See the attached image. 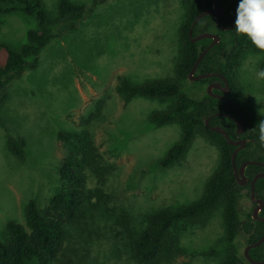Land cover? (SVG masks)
<instances>
[{
    "label": "rangeland",
    "instance_id": "374dc122",
    "mask_svg": "<svg viewBox=\"0 0 264 264\" xmlns=\"http://www.w3.org/2000/svg\"><path fill=\"white\" fill-rule=\"evenodd\" d=\"M39 1L50 16L56 15L57 0ZM71 1L87 10L77 29L53 39L41 51L37 68L12 82L0 104V237L8 222L24 225L30 201L42 209L60 189L58 168L66 150L57 133L80 131L91 136L111 170L100 178L87 171L91 199L84 217L68 231L55 264H136L129 242L144 227L143 217L198 200L219 153L198 137L183 160L160 166L157 162L180 138L177 123L149 121L167 103L142 97L124 103L116 90L117 76L132 84L173 77L183 21L180 0ZM35 25L22 13L0 16V66L7 56L1 44L20 48ZM261 71L264 51H248L235 81L250 112L264 117ZM181 87L199 99L207 83L185 79ZM7 134L24 140L23 161L9 152ZM252 209L244 196L242 212ZM222 232L220 212L203 227L181 223L176 233L187 254L174 262L218 264L226 250ZM234 246L242 255L244 240Z\"/></svg>",
    "mask_w": 264,
    "mask_h": 264
},
{
    "label": "trees",
    "instance_id": "16d2710c",
    "mask_svg": "<svg viewBox=\"0 0 264 264\" xmlns=\"http://www.w3.org/2000/svg\"><path fill=\"white\" fill-rule=\"evenodd\" d=\"M238 2L239 0H217L226 17L206 16L192 28V37L204 32H213L220 37V42L202 58L196 73H220L225 76L230 93L224 96L237 105L243 115L242 134H237L236 124L229 118L214 117L209 121V126L221 127L232 140L247 141L246 146L235 157L236 167L245 161L264 162V142L259 139L264 117L250 112L235 81L236 70L243 55L248 51L262 50L236 33L234 21ZM180 3L183 21L179 28V52L173 77L132 84L125 77L117 76L116 90L124 103L136 97L159 99L167 103L164 110L153 112L149 121L155 126L177 123L180 138L157 164L165 168L180 162L198 137L216 147L219 161L198 200L176 208H163L143 217L144 227L131 234L130 255L136 264H178L174 262L176 258L185 256L187 251L180 245L176 228L181 223L203 227L212 215L220 212L226 250L218 264H250L237 253L234 242L242 238L246 246L256 243L264 236V223L253 221L251 214H244L241 210L242 198H249L251 180L258 173H264V167L249 165L244 172L248 183L240 186L231 165V156L236 147L228 144L222 134L212 132L205 125V120L218 112L238 117L235 108L208 94L195 99L182 91V81L188 78L198 56L211 42L204 39L192 43L188 36L190 24L200 13L211 8V0H180ZM86 12L83 4L71 0H57V13L53 17L46 12L39 0H0V16L22 13L36 24L35 28L26 32V42L20 48L12 49L1 44L7 56L5 63L0 66V104L7 99L12 82L21 78L26 70L36 69L41 51L53 39L75 31ZM212 80L217 78L200 82ZM213 93L220 95L217 91ZM57 141L66 150L58 168L60 189L42 209L34 201H30L25 207L24 225L7 223L5 233L0 237V264H55L64 250L68 231L84 217L85 206L91 199L86 186L87 171L100 178L111 170L110 165L103 163L88 133L60 131L57 133ZM6 144L13 156L24 160V140L7 134ZM244 190L247 192L245 195ZM255 196L264 202V178L256 181ZM259 216L264 219V207ZM212 253L213 251L210 254ZM249 255L255 261L264 262V242L250 249Z\"/></svg>",
    "mask_w": 264,
    "mask_h": 264
},
{
    "label": "water",
    "instance_id": "95a60500",
    "mask_svg": "<svg viewBox=\"0 0 264 264\" xmlns=\"http://www.w3.org/2000/svg\"><path fill=\"white\" fill-rule=\"evenodd\" d=\"M206 16H211L214 18L217 17H226V15L223 12V9L217 4V0H211V8L207 9L205 11H203L202 13H200L192 22L191 27L189 29L188 32V36L190 37V40L192 43L198 42L200 40H204V39H209L211 40L210 44L200 53V55L198 56L196 62L194 63L193 67L191 68L189 74H188V80H193V81H200V80H204V79H209V78H217L218 80L221 81V83H216V84H209L206 87V93L209 96L216 98V99H220L223 100L229 104H231L236 112L238 117L232 116V115H228L225 113H215L211 116H209L206 120H205V125L209 126V121L210 119L214 118V117H225V118H229L232 121H234V123L236 124V131L237 134H242L244 131V118L243 115L241 114L239 107L235 104H233L230 100H228L224 95L230 93V86L229 83L226 79L225 76L221 75L220 73H211V74H195L197 66L199 65L200 61L202 60V58L205 56V54L208 52L209 49H211L212 47H214L215 45H217L220 42V37L213 33V32H204L201 34H198L195 37H192V28L194 27V24H196L201 18L206 17ZM213 89H217L220 92L219 94H215L213 93ZM209 129L212 132H216L219 134H222L225 138V140L227 141L228 144L235 146V150L232 153L231 156V165L233 167V171H234V175L236 178L237 183L240 186H245L248 183V179L245 177V170L249 165H257V166H261L264 167V162H258V161H245L243 163L240 164L239 167H236V165H234L235 163V157L237 155V153L242 150L245 146L247 141L245 140H232L229 135L227 134L226 131H224L221 127H211L209 126ZM264 178V173H258L257 175H255V177L251 180L250 182V189H249V199L250 202L252 204H254V207L252 209L251 212V218L253 221H260L264 223V219L261 218L259 216L260 211L263 209L264 207V202L261 199L256 198L255 196V183L258 179ZM264 242V236L261 237L256 243L253 244H249L246 245L244 250H243V254L242 256L245 258V260L250 263V264H264V262L261 261H255L253 260L250 255H249V251L252 248H255L257 246H259L261 243Z\"/></svg>",
    "mask_w": 264,
    "mask_h": 264
},
{
    "label": "clouds",
    "instance_id": "9594fccd",
    "mask_svg": "<svg viewBox=\"0 0 264 264\" xmlns=\"http://www.w3.org/2000/svg\"><path fill=\"white\" fill-rule=\"evenodd\" d=\"M234 24L238 35L264 51V0H239ZM259 75L264 77V71ZM259 139L264 142V126L261 127Z\"/></svg>",
    "mask_w": 264,
    "mask_h": 264
},
{
    "label": "flooded vegetation",
    "instance_id": "af4514ba",
    "mask_svg": "<svg viewBox=\"0 0 264 264\" xmlns=\"http://www.w3.org/2000/svg\"><path fill=\"white\" fill-rule=\"evenodd\" d=\"M196 72H197V71H196ZM196 72H195V74H197ZM218 82L221 83V81L218 80V79H217V80L209 81V82H207V86H208L209 84H216V83H218ZM214 91L219 92L217 89H213V92H214ZM218 94H219V93H218ZM226 95H227V94H226ZM253 207H254V204H253Z\"/></svg>",
    "mask_w": 264,
    "mask_h": 264
}]
</instances>
